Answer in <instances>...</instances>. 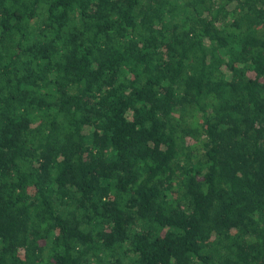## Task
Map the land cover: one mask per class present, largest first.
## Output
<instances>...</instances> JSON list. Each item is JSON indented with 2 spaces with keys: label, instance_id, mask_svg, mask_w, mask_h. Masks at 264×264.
<instances>
[{
  "label": "trees",
  "instance_id": "trees-1",
  "mask_svg": "<svg viewBox=\"0 0 264 264\" xmlns=\"http://www.w3.org/2000/svg\"><path fill=\"white\" fill-rule=\"evenodd\" d=\"M0 264H264V0H0Z\"/></svg>",
  "mask_w": 264,
  "mask_h": 264
}]
</instances>
